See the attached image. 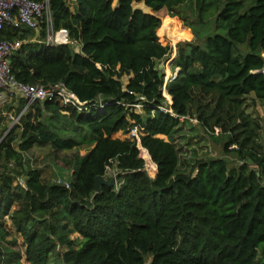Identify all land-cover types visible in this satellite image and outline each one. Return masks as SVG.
Segmentation results:
<instances>
[{
	"label": "trees",
	"instance_id": "1",
	"mask_svg": "<svg viewBox=\"0 0 264 264\" xmlns=\"http://www.w3.org/2000/svg\"><path fill=\"white\" fill-rule=\"evenodd\" d=\"M138 1L153 12L134 0H49L54 28H67L75 44H46L44 26L38 41L33 29L1 31L25 41L10 56L19 81L64 83L85 105L36 101L0 133V264H23V253L5 244L7 219L23 237L28 264H264V127L243 107L250 96L264 103V0ZM184 3L198 19L190 24L195 39L179 42L172 58L155 12L181 17ZM168 61L178 73L167 81ZM207 96L216 99L211 110ZM197 99L199 123L227 138L234 166L218 156L179 170L178 149L162 135L195 116ZM26 103L14 98L5 109ZM136 125L157 164L154 177L138 140L114 137ZM82 145L87 153L67 160L74 179L61 177L70 188L46 181L26 156L36 146ZM108 166L121 175L97 192L98 175L113 177Z\"/></svg>",
	"mask_w": 264,
	"mask_h": 264
},
{
	"label": "rangeland",
	"instance_id": "2",
	"mask_svg": "<svg viewBox=\"0 0 264 264\" xmlns=\"http://www.w3.org/2000/svg\"><path fill=\"white\" fill-rule=\"evenodd\" d=\"M117 0H115L116 4ZM133 5L136 8H142L143 10L153 12L151 8L147 7L144 2L134 0ZM181 9V17L180 16H170L168 14V10L166 8L161 9L157 12H155L156 15L160 16L162 19V29L161 33L164 34L166 37L171 39L172 45L174 47V52L172 55V58L176 56L177 51V44L179 42L184 41H191L195 39V32L194 29L191 27V23L197 24L198 19H196V14H194L187 6V3H184V7H180ZM166 16L173 17L172 19H168L163 24V19ZM176 18V19H174ZM172 27L174 28L176 32L175 35H170L168 29ZM37 39L36 41H38ZM11 58V57H10ZM169 59L170 60H172ZM166 63V72H167V81L171 78L174 79L175 75H177L178 70L176 72L173 70V67H171L170 62ZM164 65V64H163ZM204 103H210L209 110L216 107V99H212L211 96L203 97L202 98ZM199 107V101L198 99L193 104V111L195 112L194 117H189V119H182L181 124L176 128L171 135L169 136H163L167 140H171L175 143L178 153H179V164L178 168L181 171L188 172L191 169V166L194 164L195 161L201 159V158H209V157H218L223 156L226 157L229 160L230 166H234L238 163V158L236 153L230 152L225 153L223 150L224 143L226 142L227 138L219 137L218 139L213 138L211 133V128L204 127L201 123H199V118L197 115ZM245 112H247L250 117L253 120L259 121L261 124H263L264 127V103L261 101L253 102L251 96L248 97L243 105ZM137 108L141 110V107ZM208 109V108H207ZM9 111V110H8ZM14 113V116L17 115L19 112L9 111ZM222 117H226V112L220 111ZM2 120V119H1ZM14 119L10 118H4L2 121H0V133L4 134L7 133L9 128L14 126L16 123L14 122ZM211 122H214V119L211 120ZM215 134H219L221 132L220 126H215L214 129ZM114 137H120V138H132L130 133H125L123 131H119L116 134H114ZM262 141L264 142V130L262 131ZM139 143L140 146V156H143L145 160H148L149 162L146 164L147 170L150 172L151 175L154 176V172L156 171V164L151 159H147V156L144 155L142 151V144ZM232 147V146H231ZM79 152L81 155H84L87 153V149L84 145L80 147H75L70 150H61V151H55L52 149L51 146H36L32 148L28 153L27 157L30 159L31 165H33L36 168H39L42 170L43 178L46 181L58 179V178H67L70 180L74 179V172L70 165H68L67 160L71 159L73 157V154ZM152 162V163H150ZM153 163L155 165H153ZM73 172V173H72ZM22 179L16 180L18 182H23L25 184V180L23 177ZM7 219V218H6ZM9 228L11 230V234L7 236V239L5 241V244L11 248V250H17L20 251L22 255L21 262L23 264H28L26 261V257L24 255L25 252V243L23 240V237L20 233H18L13 227L12 222L10 219H7ZM77 233L71 234L72 238L77 237ZM78 245H76L77 247ZM69 247L67 245L64 246H58L59 249H68Z\"/></svg>",
	"mask_w": 264,
	"mask_h": 264
},
{
	"label": "built area",
	"instance_id": "3",
	"mask_svg": "<svg viewBox=\"0 0 264 264\" xmlns=\"http://www.w3.org/2000/svg\"><path fill=\"white\" fill-rule=\"evenodd\" d=\"M43 26L47 32L43 41L46 44H75V42L71 39L67 28L62 27L57 30L54 28L49 0H0V33L2 30L9 27L14 30L29 28L39 32ZM37 38L33 39V41H36ZM24 42L25 41L22 39L10 40L0 36V118L4 117L14 119L15 123H19L20 118L25 113L29 105L36 101L45 100L60 99L65 104L72 105L79 110L83 109L85 102L81 101L80 98L73 91L68 89L64 83H59L53 86H45L40 83L22 82L16 78L15 74L12 72L10 56L11 54L15 53ZM164 93L168 101L171 102L172 99L166 93L165 89ZM20 97L24 98L27 103L24 108L20 110L16 116H14V113L9 112L5 109V107L7 104L12 102L14 98ZM138 107L141 106L138 104ZM160 108L164 111L167 110L164 106H160ZM130 134L132 139L138 140L139 146V143H141L140 127L137 125L134 126L131 129ZM141 146L144 155L149 156L147 159L149 158V160H151L152 157L148 149L143 145ZM141 157L144 158L143 156ZM148 162V160H145V167ZM155 164L153 163V165ZM155 172H157V164ZM107 173L111 174L113 177L117 174L116 169L109 166L107 168ZM20 179L22 178L19 177L18 180ZM57 182L65 185L68 188L71 187L70 180L58 178ZM19 183L25 186L23 182Z\"/></svg>",
	"mask_w": 264,
	"mask_h": 264
},
{
	"label": "water",
	"instance_id": "4",
	"mask_svg": "<svg viewBox=\"0 0 264 264\" xmlns=\"http://www.w3.org/2000/svg\"><path fill=\"white\" fill-rule=\"evenodd\" d=\"M164 65L160 64V67L162 68ZM121 173H117L114 177H112L110 180L106 178L105 175H98L95 179L96 181V190L97 192H100L102 190V185H108L113 186L116 181L119 179ZM156 175V172L154 173V176ZM153 176V175H152ZM153 176V177H154Z\"/></svg>",
	"mask_w": 264,
	"mask_h": 264
},
{
	"label": "crops",
	"instance_id": "5",
	"mask_svg": "<svg viewBox=\"0 0 264 264\" xmlns=\"http://www.w3.org/2000/svg\"><path fill=\"white\" fill-rule=\"evenodd\" d=\"M145 11H146V10H145ZM147 12H149V11H147ZM37 36H39V32H37L36 36H34V39L37 38ZM36 40H37V39H36ZM79 48H80V46L77 45V49H79Z\"/></svg>",
	"mask_w": 264,
	"mask_h": 264
},
{
	"label": "bare ground",
	"instance_id": "6",
	"mask_svg": "<svg viewBox=\"0 0 264 264\" xmlns=\"http://www.w3.org/2000/svg\"><path fill=\"white\" fill-rule=\"evenodd\" d=\"M170 96V95H169ZM170 98H171V96H170ZM172 99V98H171ZM147 157H149V156H147ZM149 159V158H148Z\"/></svg>",
	"mask_w": 264,
	"mask_h": 264
}]
</instances>
